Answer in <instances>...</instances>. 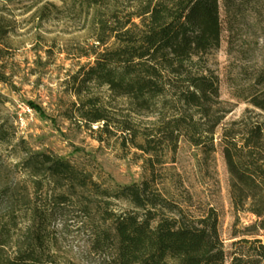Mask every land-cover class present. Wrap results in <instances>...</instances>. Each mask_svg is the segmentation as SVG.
<instances>
[{
  "label": "trees",
  "instance_id": "1",
  "mask_svg": "<svg viewBox=\"0 0 264 264\" xmlns=\"http://www.w3.org/2000/svg\"><path fill=\"white\" fill-rule=\"evenodd\" d=\"M85 3L96 34L91 53L82 56L93 61L73 77L78 117L87 126L102 122L100 132L108 131L107 118L96 105L99 99H80L89 85L130 100L134 111L171 101L177 114L157 121L163 142L172 152L180 138L212 150L225 115L216 107L218 80L202 61L219 48L224 33L229 47L244 35H264V0H137L131 12L111 13L108 21L102 18L103 0ZM2 35L0 26V39ZM252 80L242 101L264 115V58ZM196 115L207 128L197 127ZM232 125L238 128L224 129L219 141L233 212L228 264H264V118ZM145 142L142 151L150 153L154 141L145 135ZM18 145L21 157L14 173L27 176L30 193L18 196L9 184L0 188V264H56L46 252L50 208L72 199L90 219L94 208H104L103 222L92 235L95 252H110L103 264H226L217 211L175 208L163 188L151 187L153 172L140 185L103 189L90 173L52 152H34L24 141ZM42 195L40 207L35 201ZM108 199L130 210L113 214L106 210ZM239 215L253 219L245 224ZM12 241L15 250L7 255Z\"/></svg>",
  "mask_w": 264,
  "mask_h": 264
},
{
  "label": "rangeland",
  "instance_id": "2",
  "mask_svg": "<svg viewBox=\"0 0 264 264\" xmlns=\"http://www.w3.org/2000/svg\"><path fill=\"white\" fill-rule=\"evenodd\" d=\"M136 3L137 0H103L101 11L106 14L102 18L108 21L111 13L131 12ZM0 26V188L9 184L18 196L30 193L27 176L14 173L21 157V141L34 152L50 151L90 173L103 189L140 185L153 172L151 187L163 188L175 208L217 211L228 264L233 212L230 176L219 141L224 129L238 128L232 124L260 122L264 118L242 101L247 100L254 86L252 77L264 58V35H244L229 47L224 33L219 48L204 57L202 66L218 80L216 107L225 117L215 130L212 150L205 151L180 138L172 152L163 142L157 123L162 116L171 118L177 114L171 101L134 111L130 100L111 97L106 87L89 85L80 99H99L96 105L107 118L108 131L100 132L102 122L87 126L78 117L73 77L84 64L93 61L82 56L91 53L96 34L92 10L86 7L85 0H0ZM198 118L193 117L197 127L207 128ZM145 135L154 141L150 153L142 151ZM43 196L36 199L37 206H42ZM107 202L110 205L106 210L113 214L130 210L125 203L113 199ZM50 209L46 252L52 254L56 264H103L110 252H95L92 235L94 227L103 222L100 215L104 208H94L93 219L86 216L75 199ZM239 216L245 224L253 219ZM261 240L264 243V236ZM5 250L12 255L13 241Z\"/></svg>",
  "mask_w": 264,
  "mask_h": 264
}]
</instances>
